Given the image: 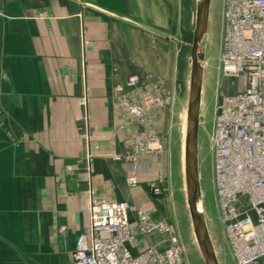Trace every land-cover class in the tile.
Segmentation results:
<instances>
[{
	"label": "crops",
	"instance_id": "1",
	"mask_svg": "<svg viewBox=\"0 0 264 264\" xmlns=\"http://www.w3.org/2000/svg\"><path fill=\"white\" fill-rule=\"evenodd\" d=\"M176 1L0 0V264H71L92 190L172 225L153 193L168 177L167 144H134L163 126L168 136L165 31ZM145 91L161 102L140 118L120 94L141 103ZM131 225L134 253L167 246V235L138 231L135 212Z\"/></svg>",
	"mask_w": 264,
	"mask_h": 264
},
{
	"label": "built area",
	"instance_id": "2",
	"mask_svg": "<svg viewBox=\"0 0 264 264\" xmlns=\"http://www.w3.org/2000/svg\"><path fill=\"white\" fill-rule=\"evenodd\" d=\"M222 21L220 71L223 78L238 81L239 89L218 103L211 138L213 189L235 264H264V0H223ZM137 81L131 77L117 90L132 88ZM120 95L140 118L161 102L151 91L142 94L141 103ZM156 145L152 133L135 142L134 151L150 152ZM125 157L134 159L132 153ZM127 182L137 185L135 173ZM91 193L88 230L78 235L71 264H186L176 230L165 221L153 220L150 207L133 209L126 201ZM132 212L140 233L167 235L165 248L132 251Z\"/></svg>",
	"mask_w": 264,
	"mask_h": 264
},
{
	"label": "rangeland",
	"instance_id": "3",
	"mask_svg": "<svg viewBox=\"0 0 264 264\" xmlns=\"http://www.w3.org/2000/svg\"><path fill=\"white\" fill-rule=\"evenodd\" d=\"M189 3V4H188ZM196 0H177L170 9V24L167 26V46L170 56L169 78L164 81L167 91L166 107L171 120L168 127L154 132L158 144L168 148L167 180H157L153 184L154 196L161 198L163 210L172 223L184 247L186 264H204L193 233L191 219L186 204L183 172V140L186 133V110L188 106L190 47L193 41ZM186 5L184 9V5ZM185 21L181 23L182 12ZM223 0H212L210 25L204 61V86L202 93V115L200 122V171L202 203L206 213L211 238L220 264H235L223 232L219 210L213 189V156L211 134L216 108L226 94L239 89L238 81L223 78L220 71L221 37L223 31ZM172 17L175 23L171 24ZM87 43V42H86ZM85 48H95L96 41H88ZM155 49V42H154ZM235 82V83H233ZM163 134V135H162Z\"/></svg>",
	"mask_w": 264,
	"mask_h": 264
},
{
	"label": "water",
	"instance_id": "4",
	"mask_svg": "<svg viewBox=\"0 0 264 264\" xmlns=\"http://www.w3.org/2000/svg\"><path fill=\"white\" fill-rule=\"evenodd\" d=\"M195 4L193 41L190 47V80L186 110V133L183 140V172L186 204L193 233L204 264H220L204 214L201 198L200 171V122L204 86V61L212 0H196Z\"/></svg>",
	"mask_w": 264,
	"mask_h": 264
},
{
	"label": "bare ground",
	"instance_id": "5",
	"mask_svg": "<svg viewBox=\"0 0 264 264\" xmlns=\"http://www.w3.org/2000/svg\"><path fill=\"white\" fill-rule=\"evenodd\" d=\"M217 107H218V105H217ZM216 111H217V108H216ZM201 115H202V112H201ZM212 133H213V128H212ZM211 136H212V134H211ZM201 198H202V196H201ZM200 205V204H199ZM201 205H202V203H201ZM203 209V208H202ZM204 214H205V217H206V213H205V211H204ZM206 220H207V218H206ZM208 224V223H207ZM208 229H209V227H208ZM209 234H210V230H209ZM210 237H211V234H210ZM212 239V238H211ZM197 241V240H196ZM198 244V243H197Z\"/></svg>",
	"mask_w": 264,
	"mask_h": 264
}]
</instances>
